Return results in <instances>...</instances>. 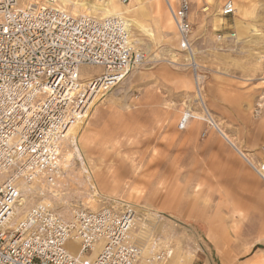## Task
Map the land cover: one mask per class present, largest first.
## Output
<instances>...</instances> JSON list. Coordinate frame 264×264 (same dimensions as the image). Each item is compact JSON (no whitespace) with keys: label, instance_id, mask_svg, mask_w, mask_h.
<instances>
[{"label":"rangeland","instance_id":"rangeland-1","mask_svg":"<svg viewBox=\"0 0 264 264\" xmlns=\"http://www.w3.org/2000/svg\"><path fill=\"white\" fill-rule=\"evenodd\" d=\"M106 1L56 3L80 15L89 10L79 4L99 7ZM217 1L189 0L185 51L164 0H114L125 20L133 18L151 33L127 22L144 59L76 123L62 144L58 177L19 184L13 224L36 204L69 217L77 208L127 203L143 214L136 237L157 236L174 248L169 264H264V183L213 125L252 158H264V0L244 13L234 5L235 16L225 22ZM218 30L235 33L228 49ZM99 73L96 67L81 69L84 79ZM184 113L193 117L180 129Z\"/></svg>","mask_w":264,"mask_h":264},{"label":"built area","instance_id":"built-area-1","mask_svg":"<svg viewBox=\"0 0 264 264\" xmlns=\"http://www.w3.org/2000/svg\"><path fill=\"white\" fill-rule=\"evenodd\" d=\"M164 2L182 47L190 51L189 0ZM234 13L230 0L219 12L224 19ZM217 33L228 49L235 33ZM143 59L125 19L73 16L56 0H31L21 7L17 0H0V264L170 263L171 245L157 236H135L143 218L132 204L77 208L69 217L36 204L16 223L11 220L19 184L58 177L72 123L84 121L94 97L111 91ZM83 67L100 73L84 79ZM195 81L201 98L197 74ZM190 116L183 114L180 129ZM248 160L264 183V158Z\"/></svg>","mask_w":264,"mask_h":264},{"label":"bare ground","instance_id":"bare-ground-1","mask_svg":"<svg viewBox=\"0 0 264 264\" xmlns=\"http://www.w3.org/2000/svg\"><path fill=\"white\" fill-rule=\"evenodd\" d=\"M68 0H62V2H67ZM75 4V3H74ZM25 5V4H24ZM72 5H73V3H72ZM79 7H81V8H84L85 10V12L86 11H88L89 10V14H80V15H88V16H93V15H90V13L91 12H99V14L101 15V17H95V16H93V17H95V18H100V19H103V18H107V17H113V16H115V17H120V18H122V19H125L124 17H122L121 16V13H120V11L118 10V7L116 6V3L114 2V0H107L106 1V3L105 2H102V5L101 6H96V5H89V6H86V3H82V4H79L78 5ZM234 6V5H233ZM75 7H77V4H75ZM129 8L128 7H126V10H128ZM125 10V11H126ZM168 11H169V9H168ZM74 12L75 13H79V12H77L76 11V8L74 9ZM169 13H170V11H169ZM71 15H73V16H78V15H74V14H71ZM171 15V14H170ZM172 17V16H171ZM126 20H127V22L131 25V26H133V27H136L138 30H140V31H142L143 33H146L147 35H149V36H151V33H149L148 31H147V29H145L139 22H137L135 19H131V18H126ZM173 20V19H172ZM174 22V21H173ZM127 26V25H126ZM174 26H175V24H174ZM176 29V28H175ZM190 55H188V58L189 59H191L192 61H193V56H192V54L191 53H189ZM93 93H94V91L91 93V94H89V97H88V101H90V99L93 97ZM106 93H108V92H104V93H101L100 94V96H104ZM100 96L98 95V96H95L94 97V99L92 100V102H94L96 99H97V97H99L100 98ZM263 98V97H262ZM91 105H93L92 103H91ZM90 105V106H91ZM259 105H261V104H258V106ZM86 113H87V110L85 111V114L84 115H86ZM87 116H88V114H87ZM86 116V117H87ZM190 117H193V115L191 114V116ZM186 118H187V116H186ZM210 119V118H209ZM82 121V120H81ZM211 122V121H210ZM78 125H79V122L77 123ZM77 124L75 123H72V125L70 126V128H69V130H68V135L71 133H73V131L75 130V128L77 127ZM212 124V123H211ZM213 125H214V127L216 128V130L223 136V138L226 140V142L229 144V145H231L233 148H235L236 150H237V152L241 155V157H242V159H244L246 162L247 161H249L248 160V158H247V155H245V154H243V153H241L240 151H239V149L237 148V147H235V144L233 143V141H231V139H229L224 133H223V131L219 128V127H217V125L216 124H214L213 123ZM244 161V162H245ZM24 183V182H23ZM25 184V183H24Z\"/></svg>","mask_w":264,"mask_h":264},{"label":"crops","instance_id":"crops-1","mask_svg":"<svg viewBox=\"0 0 264 264\" xmlns=\"http://www.w3.org/2000/svg\"><path fill=\"white\" fill-rule=\"evenodd\" d=\"M223 0H218L217 1V3H218V6H220V8L217 10V8H216V10L217 11H219L220 9H221V7H222V5H223V3L225 2V1H227V0H224L223 2H222ZM230 1H232L233 2V5H235L236 6V8L239 10V11H241V12H243V11H248L247 10V8H246V6L247 5H251V4H253V6H255V9H256V5L257 4H259L260 2L259 1H261V0H230ZM155 5H156V3L153 5V8L156 10V7H155ZM165 5H166V3H165ZM168 8V7H167ZM167 10V9H166ZM214 11V10H213ZM220 12V11H219ZM156 13H157V15L159 16V15H164L163 16V18L161 17V16H159V20L162 22V24H163V26H164V28H166V29H169V26L167 25V23L166 22H164V17H165V13L163 12V9L161 10V11H157L156 10ZM164 13V14H163ZM210 13H214V12H210ZM215 13H218V12H215ZM244 13V12H243ZM166 14L168 15V13L166 12ZM235 14H236V9H235ZM214 15V14H213ZM169 16V15H168ZM235 16V15H234ZM213 18H214V16H213ZM213 18H212V21H213ZM221 19H223L224 20V22L226 21L223 17H220ZM227 19V18H226ZM235 26L237 27V28H239L241 25L239 24V19H236V21H235ZM232 90H239V88L238 87H235V88H233ZM239 98H241V97H239ZM252 99H253V95H248V96H245V98H244V100H245V103L247 104V106L250 108L251 107V102H252ZM233 143H234V141H233ZM235 144V143H234ZM235 146L242 152V153H244L245 155H247V158H248V156L250 155V154H248V153H246L245 151H243L242 149H240L236 144H235ZM242 159V158H241ZM243 160V159H242ZM243 162H244V160H243ZM247 165V164H246Z\"/></svg>","mask_w":264,"mask_h":264}]
</instances>
